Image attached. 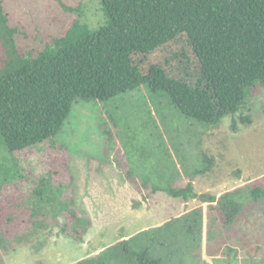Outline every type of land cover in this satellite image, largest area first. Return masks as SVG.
Returning <instances> with one entry per match:
<instances>
[{
	"label": "rangeland",
	"instance_id": "1",
	"mask_svg": "<svg viewBox=\"0 0 264 264\" xmlns=\"http://www.w3.org/2000/svg\"><path fill=\"white\" fill-rule=\"evenodd\" d=\"M63 1L80 5L82 16L58 0H3L11 25L23 30L16 37L21 52L64 35L79 17L92 28L103 24L100 0ZM5 59L0 42V68ZM56 141L13 153L0 133V264H74L201 203L153 192L138 176H168L174 186L192 180L198 193L217 196L254 181L264 184V86L252 89L241 111L217 126L186 116L166 91L148 85L108 100L77 99ZM205 155L212 164L201 172ZM129 168L135 179L128 178ZM42 178L55 199L83 218L79 224L68 207L57 215L44 210L32 224ZM204 207L208 223L198 264H264V199L248 201L233 236L210 245L219 249L215 257L206 254L214 212Z\"/></svg>",
	"mask_w": 264,
	"mask_h": 264
},
{
	"label": "trees",
	"instance_id": "2",
	"mask_svg": "<svg viewBox=\"0 0 264 264\" xmlns=\"http://www.w3.org/2000/svg\"><path fill=\"white\" fill-rule=\"evenodd\" d=\"M58 2L82 16L80 5ZM100 2L105 18L99 27L79 17L64 35L21 52L16 37L23 30L11 25L0 0V42L6 48L0 68V133L11 152L47 141L57 144L77 99L108 100L148 85L166 91L186 116L217 126L241 111L252 89L264 86V0ZM240 120L251 121L246 115ZM232 127H237L235 119ZM203 164L201 172L210 170L212 159L205 155ZM133 173L129 168L128 178L135 179ZM166 177L136 179L182 202L198 198L200 205L74 264H198L208 223L205 203L214 212L206 254L215 257L219 249L210 245L233 236L248 201L264 199L259 181L217 196L198 193L192 180L174 186ZM34 192L39 206L31 208L32 224H39L36 217L44 210L57 215L67 207L77 224L83 220L68 202L54 198L44 178Z\"/></svg>",
	"mask_w": 264,
	"mask_h": 264
}]
</instances>
